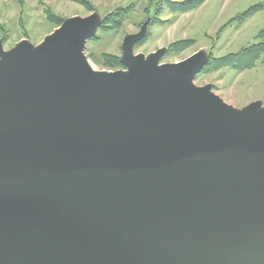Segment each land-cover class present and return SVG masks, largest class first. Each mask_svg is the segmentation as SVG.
Returning a JSON list of instances; mask_svg holds the SVG:
<instances>
[{
  "label": "water",
  "instance_id": "1",
  "mask_svg": "<svg viewBox=\"0 0 264 264\" xmlns=\"http://www.w3.org/2000/svg\"><path fill=\"white\" fill-rule=\"evenodd\" d=\"M100 23L0 42V264H264V104L134 53L146 23L94 69Z\"/></svg>",
  "mask_w": 264,
  "mask_h": 264
},
{
  "label": "rangeland",
  "instance_id": "2",
  "mask_svg": "<svg viewBox=\"0 0 264 264\" xmlns=\"http://www.w3.org/2000/svg\"><path fill=\"white\" fill-rule=\"evenodd\" d=\"M87 1L89 5L72 0H0L3 49L8 50L21 40L36 45L66 18L93 13L98 15L101 23L95 35L86 41L84 52L97 70L122 69L99 63V57L110 54L119 60L123 37L138 32L144 23L145 34L135 43L134 53L146 55L165 47L161 63L180 61L202 50L208 55L206 66L213 58L238 52L264 40L258 37L264 30V0H204L199 7L188 12H173L165 5L150 4L149 0ZM257 4L263 7L245 21L238 22L240 14ZM112 12H121L120 21L114 27H108L113 23L104 25V18ZM55 19L62 21L57 24ZM183 39H190L192 44L177 54H169L168 45ZM202 69L194 83L198 86L210 84L213 92L226 103L237 108L252 101L264 104V54L255 65L244 70L221 67L202 72Z\"/></svg>",
  "mask_w": 264,
  "mask_h": 264
},
{
  "label": "trees",
  "instance_id": "3",
  "mask_svg": "<svg viewBox=\"0 0 264 264\" xmlns=\"http://www.w3.org/2000/svg\"><path fill=\"white\" fill-rule=\"evenodd\" d=\"M75 2H79L83 5H89L87 0H72ZM204 0H182V1H173V0H149L150 4L155 6L165 5L167 9L173 12H188L191 11L199 5L202 4ZM262 4H257L249 9H247L244 13L240 14L237 17L238 22H243L252 16L257 10L262 8ZM157 12H160L158 10ZM121 12H112L105 16L104 25H109L111 22V26L114 27L120 21ZM154 20H158V18H153ZM56 20V19H55ZM160 20V19H159ZM62 19L56 20L57 24H60ZM259 38H264V30L258 34ZM192 41L190 39H183L168 45V53L169 54H177L179 51L185 49L187 46L191 45ZM261 54H264V40L250 44L248 46L243 47L238 52L229 53L217 58H213L209 61V63L204 66L203 71H213L219 69L221 67H229L237 70H244L255 65L256 61L260 58ZM99 63H103L111 68L123 67V65L119 62L118 58L114 55L103 54L99 57ZM199 74H202L201 72Z\"/></svg>",
  "mask_w": 264,
  "mask_h": 264
}]
</instances>
